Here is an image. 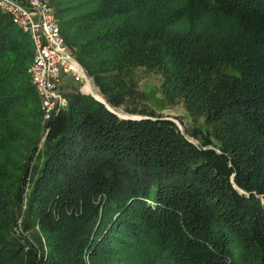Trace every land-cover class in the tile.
<instances>
[{
	"label": "trees",
	"instance_id": "trees-1",
	"mask_svg": "<svg viewBox=\"0 0 264 264\" xmlns=\"http://www.w3.org/2000/svg\"><path fill=\"white\" fill-rule=\"evenodd\" d=\"M48 1L110 108L153 73L203 126L70 84L43 121L0 11V264H264V0Z\"/></svg>",
	"mask_w": 264,
	"mask_h": 264
},
{
	"label": "built area",
	"instance_id": "built-area-1",
	"mask_svg": "<svg viewBox=\"0 0 264 264\" xmlns=\"http://www.w3.org/2000/svg\"><path fill=\"white\" fill-rule=\"evenodd\" d=\"M0 11L32 42L34 55L27 74L43 121L66 106V78L78 85L80 93L93 96V81L67 46L48 0H0Z\"/></svg>",
	"mask_w": 264,
	"mask_h": 264
},
{
	"label": "rangeland",
	"instance_id": "rangeland-1",
	"mask_svg": "<svg viewBox=\"0 0 264 264\" xmlns=\"http://www.w3.org/2000/svg\"><path fill=\"white\" fill-rule=\"evenodd\" d=\"M26 1V0H21ZM9 20V19H8ZM30 42V41H26ZM29 46H31V43H29ZM75 56V55H74ZM76 58V57H75ZM81 65V64H80ZM93 81V80H92ZM65 83L68 85H75L78 87V85L74 84L70 79L66 78ZM160 84H161V77L153 74L148 73L141 76V79L138 84V90L144 94L145 99L143 100V110L145 114H137V115H129L125 113L122 109L119 108H110L105 99L100 95L97 87L93 83V87L95 88L94 93H96L99 97L96 98L92 95L95 100H97L100 103L105 104L107 108H109L111 111L115 112L120 118L123 119H132V120H139L143 118H147L145 116H152L155 118L160 119H167L171 121L175 126L178 128V130L185 135V137L193 142L194 144H199L198 141L190 137L188 134H185L186 128H191L193 126L196 127H202L201 119L198 121H192L186 114V111L183 108L182 104H173L168 105L162 95L160 94ZM71 92V91H69ZM68 92V93H69ZM96 95V96H97ZM263 209H264V202L262 203ZM88 261V260H87ZM111 263L116 264L115 261L110 260Z\"/></svg>",
	"mask_w": 264,
	"mask_h": 264
},
{
	"label": "bare ground",
	"instance_id": "bare-ground-1",
	"mask_svg": "<svg viewBox=\"0 0 264 264\" xmlns=\"http://www.w3.org/2000/svg\"><path fill=\"white\" fill-rule=\"evenodd\" d=\"M96 95H97L96 93H94V94H93V96H94V97H96V98H98V99H99L98 95H97V96H96Z\"/></svg>",
	"mask_w": 264,
	"mask_h": 264
}]
</instances>
